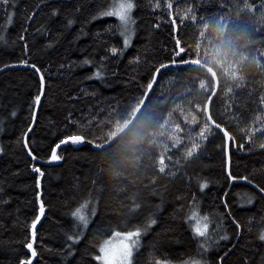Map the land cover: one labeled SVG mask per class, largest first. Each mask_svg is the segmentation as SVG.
Returning a JSON list of instances; mask_svg holds the SVG:
<instances>
[{"label": "trees", "instance_id": "1", "mask_svg": "<svg viewBox=\"0 0 264 264\" xmlns=\"http://www.w3.org/2000/svg\"><path fill=\"white\" fill-rule=\"evenodd\" d=\"M133 2L131 46L120 57L109 56L102 81L89 80L95 68L82 61L91 58L98 65L105 47H122L116 19H92L113 0H49L48 6L42 0H15L7 26L0 12V69L24 58L18 37L28 28V55L45 70L44 95L28 135L40 160L74 134L97 147L109 142L138 110L158 70L181 65L159 73L140 115L115 143L99 151L87 143L66 146L57 151L63 156L60 162L38 165L45 173L40 189L33 162L17 142L30 122L37 75L28 68L0 73V200L8 201L0 205V264L25 259L31 264H100L94 257L109 238L137 228L142 238L132 264H183L200 259L202 251L193 213L201 225L202 217H209V233L218 241L205 258L261 264L264 200L249 186L226 181V142L208 122L206 110L213 97L210 118L230 135L233 175L264 187V0ZM51 5L60 7V22L41 35L37 30L48 23ZM34 10L37 14L28 22L26 16ZM69 18L74 23L66 28ZM50 41L54 47H48ZM137 57L138 62H130ZM189 62L215 73V96L211 75L184 65ZM204 181L208 187L201 192ZM38 191L46 213L36 226L33 259L25 244L31 240ZM249 195L255 196L252 205L247 204ZM225 202L231 217L225 215ZM85 204L87 229L71 215ZM221 217L223 225L217 227ZM152 218L157 224L143 231ZM233 218L241 225L239 235ZM76 233L82 239L69 255L67 235ZM224 234L229 239L219 240Z\"/></svg>", "mask_w": 264, "mask_h": 264}, {"label": "snow or ice", "instance_id": "2", "mask_svg": "<svg viewBox=\"0 0 264 264\" xmlns=\"http://www.w3.org/2000/svg\"><path fill=\"white\" fill-rule=\"evenodd\" d=\"M42 3L45 6H48L49 0H42ZM40 6L37 5V8ZM136 7L133 0H118V2H115L111 4L109 7H107L104 10H99L92 19H101V18H111L114 17L118 22V26L116 27V31L118 35L122 38V47H117L113 45H108L105 47L104 51L106 55L101 56L99 59L98 65L94 63V61L91 58H85L82 61V64L84 66H92L95 68V70L87 77L89 80H104L105 79V71H104V63L105 61L110 57L117 58L123 55V52L127 50L131 46V40L134 36V28L133 25L135 24V20L132 17V12L134 8ZM156 7H159V4L156 5ZM14 9H15V0H0V12H3L6 18V26L10 25L12 16L14 15ZM36 11H32L30 14L26 16V20L28 22H31L32 19L36 16ZM48 23L43 25L41 28H39L37 31L41 35H47L51 32V26L54 23H59V17L61 15L60 7L58 5H51L49 7L48 11ZM171 16V13H169ZM173 25L175 26V19L173 18ZM74 23L72 19H67L66 24L64 27L68 28L71 27V25ZM109 32H111V29H108ZM28 33V28L23 29V33L18 37L19 40L23 41V51H24V57L21 59L18 64L13 65H5L4 67H24L28 69H32L34 73L38 77V91L37 94L33 98V103L30 105V111H31V118L30 122L26 127L25 132L22 134V137L18 139V143H23V147L27 149V155L31 157V160L33 162H38L39 164L44 163H58L63 159V156L58 154L57 149L61 147V145L65 144H71V145H78L85 142V138L81 135L74 134L71 136H67L62 138L59 143L55 145V147L51 150V155L46 160H40L37 155L33 153L32 148L29 145L28 142V133L32 132L33 126L36 121V109L41 104L42 96L44 95L45 90V82H46V76H45V70L37 65L35 62H32L29 55H28V42L26 39V34ZM81 33H83V30H81ZM0 39H3V37H0ZM55 41H50L48 44V47H54ZM138 57L136 58V61H130V62H138ZM61 68L64 67V65L60 66ZM69 70H71L72 65H69ZM3 70V69H0ZM12 117L16 116L15 111L11 113ZM89 143H91L89 141ZM95 147V145H93ZM224 156H225V179L228 182L229 185L232 183L237 182L240 179L245 180L248 184L249 179L248 177H238L236 175H233L231 171V153L229 146L226 145L224 148ZM3 149H0V152H2ZM38 163H33L30 165L31 170L37 174L36 176V188H41V178L45 175L44 171L42 170L41 166H38ZM252 187L256 189L257 194L259 195L260 200H264V187H261L255 183H251ZM200 191L203 192L204 189L208 187V183L206 181L201 182L200 185ZM228 195L227 191L224 193V196L226 197ZM255 196L249 195L247 197V204L252 205L254 203ZM36 201L38 204L37 214L35 215L34 219L32 220L29 230L31 234V240L25 244V247L28 249V251L31 253V257L35 258L37 256V252L33 248V243L35 242L36 237V226L41 221L42 218H44L46 213V206L44 201L41 199V193L38 191L36 194ZM8 203L7 200H0V205H6ZM86 207L85 205H81L80 207L76 208L75 211L71 213V215L80 222V225L83 226V229H87L89 220L86 217V215L83 213L82 209ZM224 207L226 209V216L231 217L232 213L229 210V205L227 202L224 203ZM94 214V212H93ZM190 219L197 220V224L195 228L193 229L194 234L196 237L203 238V242L199 244V248L202 250L198 253L200 256V259H190L188 261H184L183 264H223L224 257H219V260L213 259L212 261H209L207 258H205V254L209 252L210 248L212 247L213 243H218V241H214L212 235L209 233V217L207 215L202 217V220L204 223L201 225L200 223V217L193 213L192 217ZM261 220L264 221V217H261ZM223 217L220 218V220L217 223V227H222L223 225ZM232 223L235 225L236 235H239V229L241 225L233 218ZM251 223V221H250ZM157 224V220L152 218L148 221L146 227L143 229V231H147V229L151 228L152 226ZM115 235L119 236L120 233H115ZM126 238H128L131 243L125 244L123 248V253L119 256L113 257V264H131V257L133 256V248H135L139 244V237L142 235V230L140 228H137L135 231H130L125 234ZM80 239H82V236L79 233L76 234H68L67 235V241L71 242L67 245V254H72V247L75 244H78L80 242ZM228 235H220L219 240H228ZM258 240L261 243H264V230H261L258 235ZM99 252L101 255L94 257L97 261H102L103 264H106L109 256L112 254V252L109 251L108 242H105L103 246L99 248ZM227 253H225V256ZM19 264H31V259H25L21 260ZM247 264V262H245ZM261 264H264V258L261 259Z\"/></svg>", "mask_w": 264, "mask_h": 264}, {"label": "water", "instance_id": "3", "mask_svg": "<svg viewBox=\"0 0 264 264\" xmlns=\"http://www.w3.org/2000/svg\"><path fill=\"white\" fill-rule=\"evenodd\" d=\"M184 65H193V66H197V67H199V68H202L203 70H205L206 72H208L210 75H211V77L213 78V80H214V83H215V92H214V94H213V96L217 93V91H218V88H219V84H218V79H217V77H216V75H215V73L213 72V71H211L209 68H207V67H204V66H202V65H200V64H198V63H194V62H189V63H185ZM177 66H181V65H165V66H163L162 68H160L159 70H158V72H157V74H156V76H155V78H154V81H153V83H152V85L150 86V88H149V90H148V92H147V94L145 95V98H144V100H143V102L141 103V106L138 108V110L135 112V114L133 115V117L131 118V120L127 123V125L114 137V138H112L109 142H107L106 144H104V145H101V146H95V147H93V144H91V143H88V142H84V143H81V144H78V145H76V146H80V145H83V144H88L92 149H94V150H96V151H99V150H102V149H104V148H107L108 146H110V145H112L113 143H115L118 139H120L122 136H124L127 132H128V130L131 128V126H132V124L135 122V120L138 118V116L140 115V113H141V111H142V109H143V107H144V105H145V103H146V101H147V99H148V97H149V95H150V93H151V91L153 90V88L155 87V85H156V83H157V80H158V75H159V73L160 72H162L163 70H166V69H169V68H173V67H177ZM21 68H24V67H7V68H2L3 70H0V73H2L3 71H5V70H9V69H21ZM42 98H43V96H42ZM213 98V97H212ZM212 98L210 99V101H209V103H208V106H207V110H206V117H207V120H208V122L210 123V125L212 126V127H214L216 130H218L221 134H223L224 135V137H225V139H226V143H227V145L229 146V142H230V137H229V135L221 128V127H219V126H217L216 124H214L212 121H211V118H210V114H209V107H210V103H211V100H212ZM42 100V99H41ZM40 107V106H39ZM39 107L36 109V117H37V113H38V110H39ZM34 127V126H33ZM30 133V132H29ZM29 133L27 134V135H29ZM71 144L69 143V144H65V145H61V147L59 148V149H57V151L58 150H60V149H62V148H64V147H66V146H70ZM25 149V148H24ZM25 151H26V153H27V149H25ZM29 157V156H28ZM30 158V160H31V157H29ZM32 161V160H31ZM33 162V161H32ZM33 163H38V162H33ZM38 165H42V166H51V165H53V163H51V164H48V163H44V164H39L38 163ZM235 183H242V184H245V185H247V186H249L250 188H252L255 192H256V189H254L253 187H252V185L249 183H247L245 180H241V181H237V182H235ZM232 184H234V183H232ZM257 193V192H256ZM29 252V251H28ZM30 253V252H29ZM34 259V258H33Z\"/></svg>", "mask_w": 264, "mask_h": 264}, {"label": "rangeland", "instance_id": "4", "mask_svg": "<svg viewBox=\"0 0 264 264\" xmlns=\"http://www.w3.org/2000/svg\"><path fill=\"white\" fill-rule=\"evenodd\" d=\"M115 2H118V1L113 0V3H115ZM111 18H114V17H111ZM132 40H133V38H132ZM132 40H131V43H132ZM140 106H141V104H140ZM125 234H121L119 236L114 234L111 238H109L106 241V242H108L109 251L112 252V254L109 256L106 264H113V257L121 255L123 253L124 245L131 243V241L128 238H126ZM141 238H142V235L139 237V241ZM138 248H139V244L135 248H133V256L131 257V264L133 262V257L135 255V253L137 252ZM99 255H101L100 252H99ZM99 262H100V264H103L102 261H99Z\"/></svg>", "mask_w": 264, "mask_h": 264}, {"label": "bare ground", "instance_id": "5", "mask_svg": "<svg viewBox=\"0 0 264 264\" xmlns=\"http://www.w3.org/2000/svg\"><path fill=\"white\" fill-rule=\"evenodd\" d=\"M116 1V0H115ZM118 1V0H117ZM109 3V2H108ZM143 7V6H142ZM102 10V9H101ZM95 15V14H94ZM115 21V20H114ZM9 41V40H8ZM9 46V45H8ZM25 58V57H24ZM38 58V57H37ZM11 65V64H10ZM27 69V68H26ZM38 78V77H37ZM146 95V94H145ZM215 96V95H214ZM9 119H10V117H9ZM21 123V122H20ZM20 125V124H19ZM7 127V126H6ZM226 132V131H225ZM10 133V132H9ZM227 133V132H226ZM228 134V133H227ZM5 135V134H4ZM96 135V134H95ZM223 135V134H222ZM229 135V134H228ZM223 137H224V135H223ZM229 137H230V135H229ZM224 139H225V137H224ZM7 142V141H6ZM225 142H226V139H225ZM230 142H231V138H230ZM230 142H229V146H230ZM226 145H227V143H226ZM80 147V146H79ZM53 166V165H52Z\"/></svg>", "mask_w": 264, "mask_h": 264}]
</instances>
